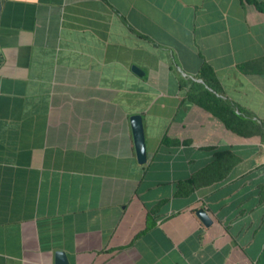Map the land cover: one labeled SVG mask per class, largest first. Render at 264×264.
<instances>
[{
	"label": "crops",
	"instance_id": "obj_1",
	"mask_svg": "<svg viewBox=\"0 0 264 264\" xmlns=\"http://www.w3.org/2000/svg\"><path fill=\"white\" fill-rule=\"evenodd\" d=\"M1 3L0 264H56L57 250L69 264H263L264 137L210 108L264 119V11Z\"/></svg>",
	"mask_w": 264,
	"mask_h": 264
},
{
	"label": "water",
	"instance_id": "obj_2",
	"mask_svg": "<svg viewBox=\"0 0 264 264\" xmlns=\"http://www.w3.org/2000/svg\"><path fill=\"white\" fill-rule=\"evenodd\" d=\"M1 7H2V3L0 0V12H1ZM132 70L137 74L143 73V70L138 65H133ZM130 121L132 126L134 142H135L137 159L139 163L144 164L147 162V142H146L143 117L139 113L132 114L130 117ZM197 215L205 225L210 226L212 224L213 219L210 213L206 209L204 208L198 209ZM56 264H69L67 254L65 251L63 250L56 251Z\"/></svg>",
	"mask_w": 264,
	"mask_h": 264
},
{
	"label": "trees",
	"instance_id": "obj_3",
	"mask_svg": "<svg viewBox=\"0 0 264 264\" xmlns=\"http://www.w3.org/2000/svg\"><path fill=\"white\" fill-rule=\"evenodd\" d=\"M248 1L254 3L259 10L264 11V1H259V0H248ZM215 100H218L219 106H217V108L211 107L210 109L219 118H221L226 123V125L228 127H230L231 129H233L234 131H236V132H238L239 134H242V135L243 134H252V135H254L255 133H260L264 137V130L259 124H254V123L249 124L248 123L249 119H248L247 122L245 121L247 123V125H245V127H243L244 126V124H243L244 119L242 118L243 116L238 114L235 111V109L226 107L225 104L222 106V104L220 103L221 101L219 99L216 98ZM237 121L240 122V124H239L240 126L239 127L235 125V122H237ZM248 124L252 126V129L250 131H247L245 129V128L248 127ZM218 157L222 161L223 159H225V154L221 153ZM232 166L233 165H230L229 168H231ZM226 173L227 172H225V174ZM223 177H224V175L220 174V176H218L216 179L221 180V179H223ZM261 261L264 264V252L262 254Z\"/></svg>",
	"mask_w": 264,
	"mask_h": 264
},
{
	"label": "rangeland",
	"instance_id": "obj_4",
	"mask_svg": "<svg viewBox=\"0 0 264 264\" xmlns=\"http://www.w3.org/2000/svg\"><path fill=\"white\" fill-rule=\"evenodd\" d=\"M260 62H261V64L264 63V61H262V60H261ZM262 62H263V63H262ZM241 116H242V115H241ZM251 117H252V116H251ZM242 118L244 119V121H243L244 126H243V127H245V125H247L246 122H247V120H248V117H247V116H243ZM257 119H258V118H257ZM261 119H262V118H261ZM245 121H246V122H245ZM248 123H249V124H252V123H254V124H259V125L263 128V130H264V119H262V122H261V123H257V122H255V121H252V120L249 119V120H248ZM239 124H240V122H238V121L235 122V125L238 126V127L240 126ZM229 128H230V127H229ZM230 129H231V128H230ZM245 129H247V128H245ZM231 130H233V129H231Z\"/></svg>",
	"mask_w": 264,
	"mask_h": 264
},
{
	"label": "clouds",
	"instance_id": "obj_5",
	"mask_svg": "<svg viewBox=\"0 0 264 264\" xmlns=\"http://www.w3.org/2000/svg\"><path fill=\"white\" fill-rule=\"evenodd\" d=\"M261 145H262V148L264 149V142H262V144H261ZM263 152H264V151H263Z\"/></svg>",
	"mask_w": 264,
	"mask_h": 264
},
{
	"label": "built area",
	"instance_id": "obj_6",
	"mask_svg": "<svg viewBox=\"0 0 264 264\" xmlns=\"http://www.w3.org/2000/svg\"><path fill=\"white\" fill-rule=\"evenodd\" d=\"M263 151H264V149H263Z\"/></svg>",
	"mask_w": 264,
	"mask_h": 264
}]
</instances>
